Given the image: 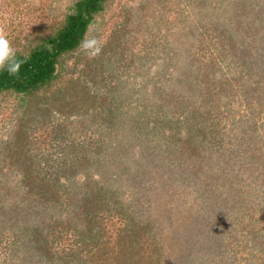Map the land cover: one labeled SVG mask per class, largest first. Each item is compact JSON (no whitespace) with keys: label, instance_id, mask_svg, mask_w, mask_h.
<instances>
[{"label":"trees","instance_id":"16d2710c","mask_svg":"<svg viewBox=\"0 0 264 264\" xmlns=\"http://www.w3.org/2000/svg\"><path fill=\"white\" fill-rule=\"evenodd\" d=\"M164 1L159 0V11ZM62 2L51 0L50 23L45 29L33 31L31 37L24 35L14 39L16 57L23 61L19 73L10 76L6 70L0 71V98L15 97L25 102L21 122L5 141L11 148L7 154L9 162L0 167V264H21V261L26 264H158L162 257L159 236L164 237L166 231L161 234L151 220L140 219L134 211L130 212V205L136 208L140 201L136 198L158 191V180L159 191L165 187L177 152H185L182 156L186 153L188 157L199 156L207 144L213 148L223 145L228 156L237 155L242 162L251 160L253 155L247 150L256 145V141L264 146V135L260 133L264 126V0H192L190 6L196 8L197 19L186 18L170 33L174 38L175 29L180 25L179 33L194 42L204 35L206 26H214L215 39L222 41L221 54L224 55L220 60L226 63L234 57V71L245 74L227 73L219 69L217 62L200 68L203 63L198 58L200 63L195 66L186 62V67L178 66L176 59L182 43L176 48L172 41L168 42L170 47L162 43L161 49L165 51H161L159 84L154 82L157 84L154 92L133 105L123 104L114 95L115 91L111 97L103 96L101 103L96 101L98 95L91 96L89 92L92 88L87 79L96 76L94 74L102 71L103 66L97 56L89 59L79 45L109 0H66L63 5ZM168 9L162 8V11ZM174 10L177 9L170 12ZM167 21L159 15V33ZM201 23L206 26L198 31L200 27L195 25ZM109 42L111 45L112 41ZM104 52L101 49L98 54ZM239 55L244 57L242 63L238 61ZM68 60L73 64L70 71L64 69ZM170 82L181 87V91L165 87ZM39 100L43 101V106ZM87 100L101 107V121L106 130L114 127L113 138L116 135L122 138L116 145L113 160L91 161L85 153L92 146L87 145L80 152L81 147L79 150L78 144L71 141L64 147L65 161L53 164L45 161L43 165L48 170H43L42 163L29 153L28 145L35 129L28 134V126L33 124L38 129L53 126L56 122L49 123L52 107L53 115L64 119L55 124L54 132L61 130L65 134V128L72 121L71 114L76 107L84 108ZM199 101L203 105L196 111L194 107ZM240 102L249 107L251 124L247 120H234L229 132L226 131L228 140L222 144V140L213 138L225 128L220 126V110L224 107L238 114ZM130 111L134 113L127 116L131 125L125 118ZM40 115L43 118L39 121ZM128 127L129 138L126 132L123 134ZM253 138L256 143L252 142ZM132 144L147 152L142 157L149 159L150 167L135 166L137 152ZM94 149L103 152L101 144ZM4 168H10L12 175H3ZM128 195L130 199H125ZM178 196H184L185 202L190 198L189 194ZM244 196L229 203L228 212L221 213L220 217L226 218L222 222L229 221L230 226L239 225L246 240L235 244V252L227 249L225 257L213 248L215 241L204 242V248L210 246L212 250L197 257L200 264H243L241 256L236 262L240 249L249 250L250 259L245 264H264V191L255 187L246 195V200L252 198V201L241 204ZM248 206L254 207L248 210ZM243 208L247 209L244 215L241 214ZM115 218L121 225L114 234L106 225ZM196 219L194 217L195 230L199 233H183L185 237L178 238L180 245L184 244L189 251L182 264L192 263L189 260L203 248L202 244H197L202 232L198 229L200 221ZM172 224L169 228H179ZM247 226L249 229H245ZM210 228L214 229L211 225ZM219 239L222 249L232 244V239L223 235Z\"/></svg>","mask_w":264,"mask_h":264},{"label":"rangeland","instance_id":"374dc122","mask_svg":"<svg viewBox=\"0 0 264 264\" xmlns=\"http://www.w3.org/2000/svg\"><path fill=\"white\" fill-rule=\"evenodd\" d=\"M62 1V5L66 3V0ZM191 1L180 0L178 3L176 0H166L163 2L164 5L162 7L160 6L161 10L159 11V0H109L103 12L95 18L88 32V35H95L99 38L102 44L101 49L105 51L104 54H98V52L87 56L89 59L97 56V61L103 66L102 71H95L96 73L94 75L96 76H92L91 80L87 77V80L90 82L89 85L92 88L89 90L91 96L98 95L96 98L97 103H101L103 101L102 97H107V94L108 97H111L114 91V95L119 100H122L123 104L127 105L130 103L133 105V102L136 104L139 101L143 102L142 100H144L146 95L154 92V89L157 87V84L155 85L154 82H158L159 84V64H161L163 58L161 51H165V49H161L162 43L170 47L169 43L171 41L175 48L180 42L183 46L182 48H178L180 50L176 59L179 62L178 66L182 64L181 67H186L185 62L195 66L196 63L198 64L202 61L203 65H200L201 68V66L204 67L209 63L217 62L220 65V70H225L227 73L230 72L239 76L245 74V72H240V70L234 71V57L226 63L220 60L224 55L221 54L222 41L219 38L215 39L217 34L214 33L216 29L214 26L207 27L203 25L204 27L206 26L207 31L203 36H199V39L197 38L194 42H191V38H187V36L179 33V25L175 29V37L172 38L173 36L170 33H172L174 26H177L188 17L189 20L191 17L197 19L196 8L190 6ZM50 5L51 0H38V3L37 0H0V29H3L13 48H15L13 42L16 37L24 35L31 37L33 31L45 29L48 26L51 17L49 11ZM171 5H175L176 8ZM162 8L169 9L168 11H162ZM170 9L177 10L171 13ZM159 15L169 20L162 27L163 29L160 30V33ZM177 17L180 18L177 19ZM195 26L197 28L200 27L198 31H203L204 29L202 23L196 24ZM110 40L112 41L111 45L109 44ZM80 51L82 50L80 49ZM235 57L237 58L238 56ZM197 58L200 59V62ZM243 59L244 57L239 55V63H242ZM72 68V60H68L65 63L64 69L70 71ZM245 71H247V68ZM174 72L178 75L176 71ZM247 74L249 75V73ZM69 75L65 77L67 78ZM72 76L74 75L72 74ZM228 77L230 78L231 75ZM151 80L152 82L149 83ZM92 82L95 83L92 84ZM145 84L147 85L145 86ZM113 87L116 89H111ZM165 87H175L176 91H181V87L178 85L173 86L171 82L167 86L165 85ZM231 100L234 102L235 97ZM39 101L40 106H43V101ZM239 101L240 99H238ZM23 103L25 102L15 97L0 98L1 168L4 167L5 163L9 162L10 156H7V154L11 152V148L7 147V142L5 141L7 135L21 122L20 117L24 113ZM200 105H203L201 101L194 107L196 111H198ZM83 106L84 108L76 107V111L71 114L72 121L70 125H75H67L65 134L61 130H59L60 132H54L55 124H58L64 119L63 117L57 118L53 115L52 107L49 110V116L50 113L52 115L50 116L52 122L50 121L49 123L56 122L53 126L51 124L44 125L42 129L35 128L33 124L28 126V134L35 129L31 136V144L28 145L29 153L34 156L35 161L42 163L41 168L43 170H48L43 165L45 161L47 164L65 161L63 159L65 154L63 153L64 147L71 141L78 144L79 150L81 147L80 152L87 145L92 146L94 149L97 144H101L103 152H95V149L88 148V153H85L91 161L113 160V155L116 152L115 148H117L116 145L122 138H119L118 135L113 138L111 130L114 131V127L111 130H106L107 128L103 126V121H101V107H97L91 100H87ZM238 107H240V113L238 114L235 111L230 112L224 107L220 110L222 111V114L219 115L222 119L220 126L224 125L225 128L217 132L216 135H213V138L217 139V141L222 140V144L228 140L229 135L227 132H229L231 123L234 120H247L251 124L252 120L249 117V107L244 102H240ZM43 116L40 115L38 120L40 121ZM127 116H134L133 111H130L125 118ZM126 122L131 125V121H128V118ZM257 122L258 124L262 123L260 119ZM234 127H236L235 124ZM262 128L260 129V133L264 135V129L262 130ZM128 129L129 127L124 128L123 131V134L126 132L127 138H129ZM103 134H106V136H102ZM252 142H255L254 138ZM256 142V145L253 144L247 150V152L250 151V155H253L251 160H243L242 162L238 160L237 155L228 156V152L221 147L223 145H215L213 148L212 145L207 144L203 149L200 147L201 154L199 156L191 154L188 157L187 153L182 156L185 152L179 151L176 157L172 161L170 160L172 166L168 168L171 171V176L165 180V187L159 191L158 180V191H150L148 194L145 193V195L142 194L136 198L140 199L137 202L138 206L136 208L130 205V212L134 211L140 219L151 220L152 224L157 226V231L161 234L166 231L164 237L159 236L162 239V257L158 264L184 263V258L189 251H187L183 243V246L180 245L178 238L180 237L182 239L185 237L183 233H192L191 235L199 233L195 230L196 222L194 221V217L200 221L198 229L202 232L201 240L196 242L197 244L199 243L198 245L202 244L203 248L200 249L199 253H195L192 258L190 257L191 259L189 261L192 262L190 264H200L198 259L204 256L205 253L211 252L212 248L210 246L204 248L206 246L205 243L215 241L216 244L213 248L215 247L219 251L217 252L221 257H225L224 252L227 249L231 253L235 252V244L246 240L244 239V231L242 232L243 229L237 224L230 226L229 221L222 222L226 218L222 219L220 214L225 213V211L227 213L229 203L237 201L236 199L240 195H245L241 204L244 201H252V198L246 200V195L252 192L255 187L256 189L258 188L264 191V146L259 141ZM80 144L82 145L80 146ZM132 146L135 147L134 149L137 152V159L134 161L135 166L148 165L150 167L151 165L148 163L149 159L142 157L144 153H147L143 151V147L137 146L136 144H132ZM261 153L262 155H259ZM165 162L168 161L166 160ZM11 171L10 168H4L2 174H10ZM129 181H131L130 178ZM145 184H148V182H145ZM181 194L185 196L189 194L190 198L185 202L184 196H178ZM128 196L125 199H130V195ZM184 202L187 204L185 207ZM253 207L248 206V210ZM246 210L243 208L241 214L244 215ZM187 218L190 220L186 224ZM116 220L115 218L110 221V224L108 223L106 225L107 229L114 234L116 233V229L121 225ZM171 224L173 225L172 227H179L180 229L173 230L169 228ZM210 225L214 229H211ZM246 228L249 229L248 226ZM178 231L182 233L177 234ZM222 235L232 239V244H229V248L222 249V244L219 241ZM157 241L159 242L158 238ZM254 254L255 256L258 255L257 252H254ZM240 256L242 258L244 257L242 263L245 264L246 260L250 259L249 250L243 251L240 249V252L237 253L236 262L238 258L240 259ZM247 256L248 258L246 259ZM26 263L21 261V264ZM185 264L188 263L186 262Z\"/></svg>","mask_w":264,"mask_h":264},{"label":"clouds","instance_id":"9594fccd","mask_svg":"<svg viewBox=\"0 0 264 264\" xmlns=\"http://www.w3.org/2000/svg\"><path fill=\"white\" fill-rule=\"evenodd\" d=\"M79 48L85 55H93L101 50L102 44L97 36L86 34ZM22 63L23 61L17 59L16 50L3 29H0V71L6 70L10 76H15L19 73Z\"/></svg>","mask_w":264,"mask_h":264}]
</instances>
